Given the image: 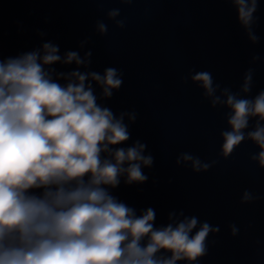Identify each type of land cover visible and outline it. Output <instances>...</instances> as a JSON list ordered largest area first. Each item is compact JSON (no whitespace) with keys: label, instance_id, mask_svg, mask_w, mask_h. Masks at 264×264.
I'll list each match as a JSON object with an SVG mask.
<instances>
[{"label":"water","instance_id":"1","mask_svg":"<svg viewBox=\"0 0 264 264\" xmlns=\"http://www.w3.org/2000/svg\"><path fill=\"white\" fill-rule=\"evenodd\" d=\"M110 9L120 10L123 27L108 18ZM254 16L258 43L249 40L230 0H0V60L52 42L60 55L91 51V63L81 72L117 69L122 85L110 98H102L93 82L97 103L117 116L135 113L134 122L124 120L130 139L114 147L138 140L153 163L143 168L145 182L127 184L121 177L110 193L138 216L152 208L155 227L181 212L218 227L206 239V255L194 264H264V167L251 159L260 149L246 139L229 156L222 154L229 109L213 107L191 79L206 71L220 89L242 97L264 91V0ZM98 21L108 26L107 34L97 31ZM51 67L70 72L77 65ZM249 69L251 90L244 94ZM255 123L251 119L246 131ZM181 153L212 166L195 172L190 163L177 164ZM245 192L253 199L242 202Z\"/></svg>","mask_w":264,"mask_h":264},{"label":"clouds","instance_id":"2","mask_svg":"<svg viewBox=\"0 0 264 264\" xmlns=\"http://www.w3.org/2000/svg\"><path fill=\"white\" fill-rule=\"evenodd\" d=\"M230 2L249 40L258 43L253 29L258 0ZM119 15V9L107 12L117 27H123ZM96 27L101 35L107 34L103 21ZM90 57L91 51L83 57L77 51L60 55L57 45L46 42L0 60V264H194L206 255V239L218 227L183 212L170 213L166 226L155 227L152 208L138 216L110 193L121 177L127 184L145 182L143 168L151 167L153 157L145 155L146 145L138 140L127 148L114 147L130 139L124 120L127 116L134 122L136 116H117L97 103L93 82L102 98H110L122 79L112 67L103 74L81 72V66L90 65ZM57 63H75L77 68L57 72L51 67ZM191 79L213 107L229 109L230 130L221 132L222 154L227 157L251 140L260 149L251 159L264 167V91L254 98L242 97L220 89L206 71ZM251 84L249 69L241 92L249 93ZM251 119L255 126L246 131ZM181 163H190L195 172L212 166L190 153L180 154L177 164ZM252 199L245 192L242 202Z\"/></svg>","mask_w":264,"mask_h":264}]
</instances>
